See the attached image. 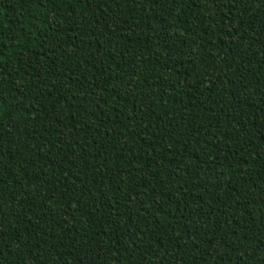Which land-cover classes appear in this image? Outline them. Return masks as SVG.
I'll return each mask as SVG.
<instances>
[{"label":"trees","instance_id":"obj_1","mask_svg":"<svg viewBox=\"0 0 264 264\" xmlns=\"http://www.w3.org/2000/svg\"><path fill=\"white\" fill-rule=\"evenodd\" d=\"M0 264H264V0H0Z\"/></svg>","mask_w":264,"mask_h":264}]
</instances>
